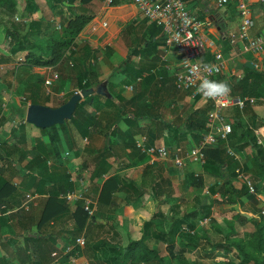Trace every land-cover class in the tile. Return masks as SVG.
I'll use <instances>...</instances> for the list:
<instances>
[{
  "label": "crops",
  "instance_id": "1",
  "mask_svg": "<svg viewBox=\"0 0 264 264\" xmlns=\"http://www.w3.org/2000/svg\"><path fill=\"white\" fill-rule=\"evenodd\" d=\"M119 1L121 2L119 5L107 6L103 1L96 0L93 7L95 17L75 43L76 50L86 43L99 49V56L93 63L95 77L98 80H106L111 97L95 98L96 103L92 105L91 110L103 118V127L85 139L80 135L70 134L72 143L76 147L66 150L71 152L69 157H65V151L63 152L64 166L57 171L52 173L48 167L33 168L35 173L41 172L45 177L49 173L50 179L56 177L62 181L68 178L73 183L74 190L80 189L78 178L84 176L90 186V193L97 197L91 175L107 142L112 145L114 156L110 163L113 167L109 174L102 177L100 186L111 176L116 175L121 177L117 185L118 189L112 193L104 207H98L87 232V244L81 247V253L65 261V256L75 246L72 234L67 232L75 227L73 215L80 202H66V213L57 219L44 222L43 215L48 200L52 193L63 188V184L61 186L53 181L48 182L41 186L43 193H37L33 185L32 187L27 185V177L21 167L13 165L8 169L2 168L0 177L9 182L15 191L6 189L3 192L4 203L0 205V264L25 262L100 264L96 256H102L105 252L101 243H121V246L126 247L130 240L141 237L139 228L157 211L164 212L169 219L171 206H180L181 209L176 210L177 216L183 213L189 214L202 206H210L211 218L203 220L200 224L204 225V222L208 223L211 220L214 222V219L215 221L217 219L225 225H232L235 222L229 220L228 214L238 217V214L244 210L249 213H243L245 216L256 218L258 214L256 209L262 206L254 203L247 196L241 197L240 207L229 206L220 193H211V184L226 181V178L211 175V168L216 170V167H219V162H213L211 157L208 158L209 170L194 163H188L186 167L180 168L171 160L152 157L134 148L135 144L143 143L146 148L166 147L171 153L186 157L207 132L208 114L212 106L202 97L193 98L190 91L182 89L177 84V76L182 72L180 55L170 44L164 30L146 20L132 0ZM184 1L189 10L202 22V34L207 40V50L200 62L211 63L217 54H221L223 71L215 80L227 81L234 98L248 99L249 97H242L243 92L239 85L246 80L254 84L251 79L254 72L264 74V52L251 54L243 50L244 44L239 27L240 9L244 6L251 10L255 22L251 35L264 37V0H237L224 7H219L216 0ZM233 40L236 43H232ZM2 68V71L6 69ZM81 70L73 52H68L56 67L29 69L21 66L19 69L21 74L18 76L1 74L0 71V85L8 86L0 96V107L2 102L7 100L9 110L8 121L0 129V146L5 142L10 145L21 143L20 135L14 134L15 126L21 121L22 131L26 132L25 146L30 150L35 145L36 139L41 136L40 131H34L27 122L25 123L31 99L34 97L40 105L60 107L68 94L79 90L80 78H83V75H80ZM54 72L59 73L60 79L55 81L50 89L45 82ZM6 73H8L7 69ZM262 85L258 84V88ZM128 86H133V89H128ZM37 88L41 89L40 95H44L42 99ZM14 89L15 92L24 90L28 102L22 100L23 96L19 97L18 102L17 95L12 93ZM7 90L10 91L9 94ZM52 95L62 100L59 105L50 104V101L44 99ZM135 97H138L135 102L128 103ZM14 98L16 103L15 100L13 101ZM251 98L256 102L247 103L249 104L247 112H242L243 109L237 106L227 110V118L234 128L228 148L236 154L235 157H230L234 158L250 180L257 184L258 167L254 162L256 148L252 144L246 145L250 138L248 139L245 133L248 128L253 129L258 146L264 147V129L257 128V125L264 123V98ZM110 99L120 106L126 104L127 112L138 113L141 117L136 121L133 119L112 121L113 114L106 110L109 108L106 105ZM23 112H25L24 120L20 117ZM0 114L2 118L5 117L3 111ZM28 129H31V134L27 132ZM30 138L32 141L34 139L33 143L27 142ZM42 139L48 141L46 137ZM5 148L12 150V147ZM28 162L25 161V165ZM51 163L52 160L49 164ZM128 165L131 167H125ZM222 170L224 175L230 172L226 165H223ZM233 172L237 173V169L231 170V173ZM131 183L143 189V196L139 191L132 189L129 185ZM155 183L160 185L152 192ZM259 184L260 187H264V180ZM233 185L238 191L245 187L244 182L239 178L234 180ZM28 195H34L35 198L30 200ZM156 195H160V201ZM168 196L178 199V202L165 205L164 201ZM233 197L236 198L234 195ZM18 212L21 214L19 215ZM215 213H219V217L216 218ZM40 236H52L56 243L55 249L51 251L45 243L34 244V239Z\"/></svg>",
  "mask_w": 264,
  "mask_h": 264
},
{
  "label": "trees",
  "instance_id": "2",
  "mask_svg": "<svg viewBox=\"0 0 264 264\" xmlns=\"http://www.w3.org/2000/svg\"><path fill=\"white\" fill-rule=\"evenodd\" d=\"M95 1L96 0H24V4L20 5L17 0H0V13L7 15L13 21L5 30L8 43L6 44V49L0 48V64L3 65L8 72L15 75V73H18L21 66H25L29 69L34 67H56L63 61L68 52H73L75 61L82 68L80 75H83V78H80L81 84L79 85V89L94 88L98 84L105 82L106 80H98L95 77L93 63L99 56V49L91 46L89 43H86L79 50L75 48V43L79 35L95 17L93 9ZM98 1L104 2V0ZM119 3H121L119 0H115L113 6L119 5ZM57 21H61V23H55ZM58 25L61 26V29H57ZM33 37H39V39L35 40ZM17 59L22 63L16 67L15 61ZM251 79L254 84L246 80L239 85L243 92L242 97L264 98V74L261 72H254ZM258 84L263 85L258 88ZM7 87L8 86L4 84L0 85V89L2 88V90H0V96ZM21 92L22 91H18V93ZM74 94L75 92L68 94L64 103ZM101 97L103 96L93 94L80 102L70 121L71 125L68 126V128H66V121L64 124L60 125V128L56 125L47 129H39L41 131V136L36 139L35 145L30 150L26 148L24 138H22L19 145H10L5 142L0 146V176L3 171L2 168L8 169L13 165H18L23 170L25 177H27V185H33L35 187H33V189L37 193H43L41 186H44V184L48 182L53 181L55 184L61 186L63 184L62 189L51 194L47 203V208L44 211V222L57 219L62 214L66 213L67 203L60 199L59 196L62 193L73 191V183L68 178L62 181L56 177L50 179L49 173L48 176L45 177L41 172L35 173L33 168L43 169V167H48L52 170V173L57 171L64 166L62 161L63 152L69 149L72 150L76 147L72 143L73 140H71L72 136L70 137V134L74 136L77 134L80 135L82 139H85L91 137L97 129L103 127V118L97 116L96 113L91 110L92 105L96 103L94 99ZM137 98L138 97L133 98L128 103L135 102ZM118 99L120 100V98ZM14 100H16V98H14L13 101ZM31 104H38L34 97L31 99ZM108 104H112L113 106V117L111 116V118L115 121L123 119H133L136 121L141 117L138 113L127 112L126 104H121L120 106V104L113 103L111 99L108 100ZM248 105L249 104H246L242 112H247ZM1 112L2 109L0 107V113ZM22 116L24 120L25 112H23ZM7 121L6 115L5 117L3 116L0 120V129ZM257 128L258 130H263L264 123L257 125ZM245 134L248 139L250 138V141L247 142L246 145L249 146L252 144L256 148L254 162L258 167V174L256 176L257 184L255 183L254 185L257 193L264 196V187L259 186V182L264 180V147L258 146L253 129L248 128ZM43 137H46L48 141H43ZM5 147H12V150L10 151ZM134 148L142 153V151L137 148L136 144ZM226 152L225 146H219L205 151L207 160L204 167L208 169V158L211 157L213 162H219V167H216V170L211 168V175H215L217 178H226L225 182L217 181L211 184V193H220L224 196V201L229 206L239 205L240 207L242 196H247L254 203L261 204L262 201H258L255 196L251 195L245 185L240 191L234 188L233 183L234 180L238 178V173H231V170L235 171L240 167V164L235 161L234 158L230 157V155H227ZM113 156L111 143L105 142L104 149L97 159L99 161L91 175V182L96 193L95 196L98 198V207H104V204L108 203V200H110L112 193L118 189L117 185L121 177L116 175L111 176L100 186L102 177L109 174L113 167L110 163ZM27 160L29 162L25 165V161ZM51 160L53 163L49 164ZM56 163L60 166H57ZM21 165H23V167ZM223 165H226L230 171L227 172L228 174L226 175H224L222 170ZM125 167L129 168L131 166L128 165ZM129 185L133 190L139 191L141 196H143L142 188H137L134 183ZM159 185V183L153 184L151 189L152 192H154ZM6 189H9L11 192L15 191V188H13L9 182L0 177V205L4 203L3 192ZM93 190L91 189V191ZM233 195L236 197L235 199ZM156 196L160 201V195ZM177 202L178 199H173L171 196H168L167 200L164 201L165 205L170 203L173 205ZM171 207V217L169 219L166 218L164 212H155L152 217L145 221L143 226L139 228L141 237L136 240H130L126 247L121 246V243H101V247L103 249L105 248V252L102 253V256H96L99 263L172 264V259L162 253L165 252L166 247L172 246L178 242L181 246L176 253L177 259L197 251L199 247L202 248V245L207 243L208 248L204 250V255L209 259H215L222 255V253L217 254L218 252L228 253L231 249H235L248 261V263L264 264V210H258V219L254 217L248 218L243 213H249L244 210L238 214L236 225L238 224L242 229V227L248 223H253L255 228L254 238L245 239L246 234L243 233L241 229L237 230L235 224H228L230 232L227 235H224L221 228L215 225V229L218 233H222V240L217 241V243H212L204 234V228H200L203 226L200 222L211 218L212 210L210 206H202L194 212L189 214L183 213L181 216L176 215V210L181 209L180 206ZM20 214L21 213H19V215ZM73 217L75 220V227L72 231H68L67 233L72 234L75 246L74 249L65 256V261L81 253L82 248L76 245V240L84 233L87 237V232L91 225H87V214L84 211V204L82 202L78 204ZM167 222H169L168 225ZM35 237H37V235ZM36 243H45L51 251L55 249L54 246L56 244L52 236H40V238L34 239V244ZM178 262L179 264H186L182 261ZM194 264L200 263L197 261Z\"/></svg>",
  "mask_w": 264,
  "mask_h": 264
},
{
  "label": "built area",
  "instance_id": "3",
  "mask_svg": "<svg viewBox=\"0 0 264 264\" xmlns=\"http://www.w3.org/2000/svg\"><path fill=\"white\" fill-rule=\"evenodd\" d=\"M139 8L144 18L151 23L159 26L168 36L170 44L176 48L180 55V65L182 72L177 76V84L184 90L192 93L193 98L202 97L211 103V110L208 114L207 132L203 135L200 143L194 147L186 157L171 153L166 147L146 148L143 143H137V148L143 153L164 160H171L180 168H184L188 163H194L201 167L206 164L205 151L219 146H225L228 155L235 157L233 150L228 148L230 136L233 134V124L227 118V110L232 106L241 109L245 105L255 103L252 98L240 99L234 98L230 93L223 98L210 99L202 96L196 91L200 79L207 77L215 80L223 71V56L217 54L215 60L211 63L202 64L200 59L206 53L207 40L202 34V22L189 10L184 0H132ZM237 0H216L219 7L227 6ZM115 0H104L107 6H113ZM240 33L244 44L243 50L246 53L258 54L264 52V37H253L251 30L255 25L251 10L247 7L240 9ZM57 29H61L58 25ZM232 43H236L235 40ZM258 67V66H256ZM60 79L58 72H54L52 76L46 80V86L52 87L54 82ZM133 89V86H128ZM78 93L81 89L77 90ZM76 92V93H77ZM24 102H28L26 98H22ZM30 105V104H29ZM2 111L6 114L8 110V101L4 100L1 104ZM2 115L0 114V119ZM26 123V121H25ZM218 131L219 133H216ZM71 152H67L66 156H70ZM238 178L241 179L248 188L249 193L256 197L258 201L264 198L257 193L254 183L243 172L242 167L237 169ZM80 184L79 190L68 191L60 194L59 198L67 203L82 202L84 211L87 214V225H90L98 210V198L90 193V186L84 176L78 178ZM30 200L34 199V195H28ZM86 244L85 233L76 240V245L84 247ZM22 264H33L25 262Z\"/></svg>",
  "mask_w": 264,
  "mask_h": 264
},
{
  "label": "rangeland",
  "instance_id": "4",
  "mask_svg": "<svg viewBox=\"0 0 264 264\" xmlns=\"http://www.w3.org/2000/svg\"><path fill=\"white\" fill-rule=\"evenodd\" d=\"M17 1H18V3H19L20 5H21V4H24V0H17ZM45 10H46V9H45ZM12 22H13V21H12L11 18H9L7 15H5V14H3V13H0V47H1L2 49H6V44L8 43V40H7V38H6V37H7V36H6V32H5L6 27H7V26H10ZM59 23H61V21H57V24H59ZM33 38H34L35 40L39 39V37H33ZM15 62H16V67L22 63V62H20V60H18V59H17ZM2 67H3V65L0 64V71H2V69H3ZM1 74H6V75L8 74V75H10V74H12V73H10V72L6 73V69H4V70L1 72ZM20 74H21V72L18 71L17 75H16V73H15V75H14V74H12V75H13V76H18V75H20ZM114 76H115V74H114ZM14 80H15V79H14ZM4 85H7V84H4ZM48 87L51 89L50 86H48ZM38 89L40 90V92H39V95H40V93H41V89H40V88H37V90H38ZM15 90H16V89H14V91H12V93L17 95V101H18V102H19V97H20V96H23L24 98H26L27 100H29V99H28V96H27L26 94H24V93H25L24 90H22L21 94H19L18 91L15 92ZM9 93H10V91L7 90V94H9ZM41 94H42V93H41ZM50 94H51V93L49 92V95H50ZM43 96H44V95H43ZM43 96L40 95V99H42ZM44 99H47V101H50V104H54V105H55V103H56L57 105H59V104L61 103V101H62V100H60L59 98H57L55 95L49 96V97L44 98ZM14 103H16V100H15ZM106 106H109V108H107L106 110H107L108 112L110 111V113L113 114V109H112V107H111L112 104H108V105H106ZM5 115H6V118H9V116H8L7 113H6ZM20 117L23 118L22 115H20ZM112 117H113V115H112ZM21 120H22V119H21ZM111 120L113 121V118H111ZM70 121H71V120H68V121L66 122V128H68V126L71 125ZM22 124H23V122L20 121L19 124L15 126V130H16V131L14 132L15 135H20V136H19L20 139H22V138H26V132H23V131H22ZM28 126H29L31 129H33L34 131H36V132H39V131H40L38 128L32 126L31 124H30V125L28 124ZM57 127L60 128V125H59V126L57 125ZM25 129H26V128H25ZM31 129H28V130H27V132H28L29 134H31ZM57 130H58V128H57ZM40 132H41V131H40ZM31 141H32V138H30V139L27 140V142H31ZM33 141H34V139H33ZM33 141H32V143H33ZM32 143H31V144H32ZM66 153H67V152H65V154H64L65 157H67V156H66ZM68 157H69V156H68ZM254 184H255V183H254ZM263 198H264V196H263ZM261 205H262V206H260V207H259L258 209H256V210H261V211L264 210V199L262 200ZM152 214H153V213H152ZM255 214H256V213H255ZM215 216H216V218L219 217V213H215ZM228 216H229V218H230L229 220L232 221V222H235V223H233V224L236 225V222H237V220H238V217H237V216H236V217H232L230 214H228ZM256 218H257V219L259 218V215H258V214H257ZM216 224H218V226L222 229V232H223L224 235H227V234L230 232V229L227 227L228 224L225 225L224 222H222V221H217V219H216V221H215V219H214V222H211V221H209L208 223H205V222H204V225L201 226L200 228H204V229H203L204 232H205L204 234L209 238V240H210L212 243H217V241H221V240H222V233H218V231L215 229V227H216L215 225H216ZM201 225H202V224H201ZM230 225H231V224H230ZM236 229H237V230L241 229L240 226H239L238 224L236 225ZM241 230L243 231V233L246 234L245 239L248 240V239H251V238H254V237H255V234H254V230H255V228H254L253 224L248 223V224H247L246 226H244ZM201 231H202V229H201ZM180 246H181L180 243L177 242L176 244H174V245H172V246H168V247H166V248H165V252H163L162 254L169 256V257L172 259V264H179L178 261L185 262L186 264H194V263L197 262V261H198L200 264H250V263H248V261H247L243 256H241V255L238 253V251L235 250V249H231L228 253L218 252L217 254L222 253V255H220L219 257H217V258H215V259H209V258H207V257L204 255V253H205L204 250H207V248H208L207 243H204V244L202 245V248L199 247L197 251H195V252H193V253H191V254L184 255V256H182L180 259H177L178 257H177V255H176V253H177L178 250L180 249ZM246 249H247V248H246ZM247 251H248V249H247ZM176 259H177V260H176ZM173 260H176V261H173Z\"/></svg>",
  "mask_w": 264,
  "mask_h": 264
},
{
  "label": "water",
  "instance_id": "5",
  "mask_svg": "<svg viewBox=\"0 0 264 264\" xmlns=\"http://www.w3.org/2000/svg\"><path fill=\"white\" fill-rule=\"evenodd\" d=\"M93 94L111 97L107 89V83H100L95 88L83 89L80 93H75L66 103L57 108L40 104H30L27 108L26 122L39 129L62 125L72 119L78 104Z\"/></svg>",
  "mask_w": 264,
  "mask_h": 264
},
{
  "label": "clouds",
  "instance_id": "6",
  "mask_svg": "<svg viewBox=\"0 0 264 264\" xmlns=\"http://www.w3.org/2000/svg\"><path fill=\"white\" fill-rule=\"evenodd\" d=\"M196 91L206 98L215 100L226 97L231 89L227 81H217L204 77L200 79Z\"/></svg>",
  "mask_w": 264,
  "mask_h": 264
}]
</instances>
